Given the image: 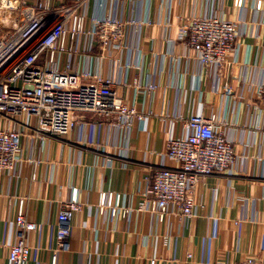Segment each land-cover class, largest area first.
<instances>
[{"label": "crops", "instance_id": "obj_1", "mask_svg": "<svg viewBox=\"0 0 264 264\" xmlns=\"http://www.w3.org/2000/svg\"><path fill=\"white\" fill-rule=\"evenodd\" d=\"M99 1H90L89 18L102 14ZM74 2L57 0V5ZM107 11L121 20L155 23L131 30L133 50L112 53L101 71L120 82V98L145 118L120 131L86 115V128L37 137V122L26 120L23 161L15 172L0 176V264H9L21 210L37 224L27 237L29 264H53L54 259L56 264H239L248 257L264 263V116L254 111L258 85L264 82V3L258 12L254 4L239 10L230 1L215 2L212 12L241 23L243 34L225 79L205 74L178 42L183 18L205 13L206 0H119ZM85 57H72V72L86 68ZM141 74L156 92L143 94L134 86ZM196 112L224 123L238 164L231 173L198 183L197 218L175 216L171 208L159 222L137 211L146 177L166 162V141L181 134L182 119ZM73 190L82 210L72 222L68 248L59 250L58 214ZM109 202L121 208L114 218L109 208L101 212V204ZM124 210L132 211L125 216Z\"/></svg>", "mask_w": 264, "mask_h": 264}, {"label": "built area", "instance_id": "obj_2", "mask_svg": "<svg viewBox=\"0 0 264 264\" xmlns=\"http://www.w3.org/2000/svg\"><path fill=\"white\" fill-rule=\"evenodd\" d=\"M74 1L71 6H58L57 0H0V176L15 172L23 161L21 128L27 125L26 120L37 122L33 128L37 137L67 136L75 129L86 128V115L120 131L145 118V113L120 98V82L103 76L101 71L112 53L133 50L128 36L131 30L140 31L155 23L121 20L108 14L109 3L119 0H100L102 14L92 18L87 14L91 0ZM216 1H230L239 10L254 4L260 12L264 0H206L205 13L189 15L179 25L178 42L205 74L225 79L243 34L241 23L212 12ZM82 54L86 55V68L72 72V57ZM134 86L143 94L157 90L154 84L144 83L142 74L134 80ZM223 91L227 96L232 93L226 83ZM254 111L264 116V82L258 85ZM223 128L224 123L215 116L199 112L182 119L181 134L166 141V162L146 177L148 186L137 211L149 213L159 222L170 215L171 208L175 216L197 218L199 207L194 194L198 183L208 176L231 173L238 164L235 142ZM106 208L113 218L121 210L119 204L113 207L110 202L101 204V212ZM81 210L78 191L73 190L58 214L59 250L68 248L72 222ZM36 230L37 224L21 210L15 242L9 247V264H29L32 250L27 237ZM239 264L264 263L248 257Z\"/></svg>", "mask_w": 264, "mask_h": 264}]
</instances>
